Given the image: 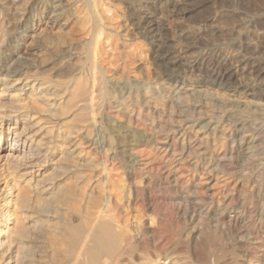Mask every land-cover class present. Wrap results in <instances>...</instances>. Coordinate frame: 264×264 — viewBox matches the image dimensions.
<instances>
[{"label":"rangeland","instance_id":"obj_1","mask_svg":"<svg viewBox=\"0 0 264 264\" xmlns=\"http://www.w3.org/2000/svg\"><path fill=\"white\" fill-rule=\"evenodd\" d=\"M0 11V84H11L0 112L37 120L44 148L66 130L78 142L72 157L50 155L33 177L45 188L55 183L57 196L39 205L37 188L26 189L30 217L92 215L103 206L100 180L110 175L104 188L122 193H112L117 210L105 212L113 209L129 229L108 243L115 254L103 257L107 264H264V0H2ZM80 81L94 84L91 103L79 96L78 110L58 114ZM30 82L59 101L52 115L27 99ZM16 92L25 106L7 97ZM86 109L95 121L89 131L76 116L87 117ZM13 161H0V210L24 172ZM84 177L92 179L83 188ZM85 187L90 198L77 192ZM149 219L159 226L153 232L141 223ZM87 222L83 233L94 226ZM40 223L26 238L35 257L64 254L71 231ZM51 236H65L64 246H52Z\"/></svg>","mask_w":264,"mask_h":264},{"label":"bare ground","instance_id":"obj_2","mask_svg":"<svg viewBox=\"0 0 264 264\" xmlns=\"http://www.w3.org/2000/svg\"><path fill=\"white\" fill-rule=\"evenodd\" d=\"M2 1V0H1ZM0 1V2H1ZM4 10V9H3ZM1 12V11H0ZM2 21V20H1ZM6 36V35H5ZM1 38V37H0ZM5 38V37H4ZM1 40V39H0ZM2 43V42H1ZM10 45V44H9ZM1 46V45H0ZM1 68V67H0ZM20 71V70H19ZM23 71V70H21ZM26 71V70H25ZM10 73V72H9ZM8 73V74H9ZM28 73V72H27ZM67 73V72H65ZM61 74V73H60ZM35 75V74H34ZM33 75V76H34ZM65 75V74H64ZM68 75V74H67ZM4 76V74H3ZM32 76V75H31ZM16 77V76H15ZM23 77V76H22ZM29 77V78H28ZM27 78L30 79V76H28ZM25 78V79H27ZM43 78V76H42ZM83 78V76H82ZM94 79V77H92ZM23 79V78H22ZM24 79V80H25ZM27 79V80H28ZM56 79V77H55ZM59 79V78H58ZM100 79V78H99ZM2 82H1V90H0V98L2 96V92L3 91H7V90H10L9 89V85L10 82L6 79H1ZM17 80V79H16ZM23 80V81H24ZM86 80V78H85ZM84 80V81H85ZM95 80V79H94ZM38 81V80H37ZM48 81H51V79H48ZM47 81V82H48ZM53 81L55 80H52V83ZM60 81V80H59ZM65 81V80H64ZM70 81V80H69ZM83 81V80H82ZM82 81L80 82H76L77 83V87L76 86H73V91L71 93V96H70V100L64 104V106L62 107H59V110H60V113L58 114H63L62 116H64L65 113H67L66 109L67 107H75L76 110H78L76 104L74 102L77 103V98L79 96H82V98L84 97L85 99V102L86 104L88 103H91V100H92V96L95 95L96 93L94 92V94H92L93 90H94V84H90V89L86 86V85H82ZM83 81V82H84ZM92 81V79H91ZM103 81V80H102ZM45 82V81H43ZM99 82V81H98ZM51 83V84H52ZM55 84L57 82H54ZM53 83V84H54ZM66 83V82H65ZM81 83V85H80ZM92 83V82H91ZM28 83H24V85H27ZM31 84V82H30ZM70 84V82H69ZM83 84H89V82L87 83H83ZM103 83H101V86H102ZM68 83L66 84V87H67ZM104 85V84H103ZM29 86V85H28ZM44 86H46L44 84ZM42 87V86H41ZM40 86L38 87L37 85H34V84H31L30 85V88H29V92L25 95L29 96L27 99H32V100H35V101H39V103H43V105L41 106H45L44 108V111H49V113L52 115V109L54 107H56V104L57 102L59 101H50L49 99L47 98H44L45 96L48 97L47 95V92L45 91V89L41 88ZM54 87V86H53ZM56 87V86H55ZM100 87V86H99ZM19 88V87H18ZM51 89V88H50ZM49 89V90H50ZM53 89V88H52ZM56 89V88H55ZM72 89V87H71ZM99 89V88H97ZM102 89V87L100 88ZM21 90H23V88H21ZM52 91V90H50ZM69 91V90H68ZM96 91V90H95ZM101 91V90H100ZM19 92V91H18ZM53 92V91H52ZM50 92V93H52ZM57 92V91H56ZM102 92V91H101ZM107 92V91H106ZM100 93V92H99ZM49 94V93H48ZM53 94H55V91L53 92ZM52 94V95H53ZM91 94V95H90ZM19 95L17 92L16 93H10L7 97H9L12 101H14L12 104H18V108H20V99H19ZM50 95V94H49ZM57 95V94H56ZM55 95V96H56ZM60 95V94H59ZM23 96V95H22ZM58 96V95H57ZM56 96V97H57ZM55 97V98H56ZM64 97V96H63ZM49 98V97H48ZM65 98V97H64ZM81 98V100H82ZM57 99V98H56ZM61 99V98H58V100ZM66 99V98H65ZM80 99V98H78ZM83 99V101H84ZM22 100V99H21ZM80 100V101H81ZM62 101V100H61ZM82 101V102H83ZM90 101V102H89ZM1 102V101H0ZM3 102V101H2ZM20 102V104H19ZM29 102V101H28ZM66 102V101H65ZM1 104V103H0ZM21 105H24V104H21ZM66 105V106H65ZM17 106V105H16ZM25 106V105H24ZM82 106V105H81ZM23 107V106H22ZM39 107V106H38ZM72 107V108H73ZM91 107V106H90ZM36 108V107H34ZM33 108V109H34ZM58 108V107H57ZM82 108V107H81ZM68 110V109H67ZM73 110V109H71ZM75 110V109H74ZM81 110V109H80ZM79 110V111H80ZM91 110V108H90ZM89 110V111H90ZM55 111V110H54ZM78 111V112H79ZM83 111V110H81ZM87 111V109L85 110V112ZM93 111V110H92ZM86 112L87 114V117L84 116L85 113L82 114V119H79L80 115L78 116V114L76 115L75 113H73L72 115H74V117L78 118L77 121H80L82 123H84L81 126H78V127H83L81 129H85L86 131L88 130L89 128V125H91V123L93 124V122L95 123V121H93V113L91 114V112ZM74 112V111H73ZM76 112V111H75ZM56 113V112H54ZM82 113V112H81ZM14 113H11V112H7V113H3L2 111L0 112V161L3 160L4 162L6 161H11L14 159L15 163H16V167L20 168V170H23L24 172H20V174H18L16 176V179L15 180V185L17 186V189H15L16 191H14V193L12 191H10L9 193H7L4 197H3V200H4V209L3 210H0V264H58V262H66L69 257H66L67 254H72V252H76V257H75V261L73 260L71 264H107V261L106 259H104L103 257L106 255L109 254V252L111 251L112 248H110L111 245H114L115 242L113 239L116 240L117 237H115V234H117L118 232L117 231H120V227H123L124 229L123 230H127L129 229V226L128 228L126 229L125 227L127 226L128 224V221L127 219H121V218H118L115 213L113 212L114 210L113 209H110L109 211L111 213L107 214L105 212L106 209H104L105 205L106 207H110L112 206V208H115V210H117V203L115 204V200H114V197H113V191L111 193V190H113L114 188L110 187L111 189H109L108 191V187L107 188H104V184H106L108 182V176H105L104 178H102L100 180V184L102 185L101 189L100 190L101 192L103 191V195L102 196V201H103V206L100 207L97 211L95 210V212H91L90 211V214L92 213V215H89V216H85L84 219L80 218V220H73V219H70L68 221H61V216H60V219L56 218L53 219V217L51 218H43V216H41L43 219H41V217L38 215L37 217H30V215H28L29 213H27V208H28V204H30L28 202V195L29 194H26V189H29L30 187H36L37 189H34L37 191V195L36 193H34V195L37 196L38 200H39V205L43 202H47V201H50L54 198H56L57 196V192H55V189L57 187H54L53 185L51 186H48V187H44V183L43 185H41L40 183V186H39V183L40 182L39 180L35 183H33L32 179H34L33 177L37 176L38 174H40V172L43 170L44 168V164L45 162H47V160H49V156L50 155H61L62 157L65 156L64 158H67V157H72L73 155V152L76 150V145L78 142L75 141L74 137L72 136V133L69 131V130H66L65 132H63V134L61 135H56L55 136L57 137V139H55V143L54 141L49 143L48 142L46 143V147L44 148L42 146V143L44 142H40L39 139H37V133L39 132V130L36 127V124L38 123L37 120L36 121H33V119H30V117L28 115H21L20 117L18 115H12ZM16 114V112H15ZM85 114V115H86ZM49 115V114H48ZM76 115V116H75ZM61 116V115H60ZM52 118V116H50ZM73 118V117H72ZM74 118V119H75ZM76 118V119H77ZM37 119V118H36ZM75 119V120H76ZM96 120V119H94ZM39 121V120H38ZM57 121V120H56ZM75 121V122H77ZM49 122V121H48ZM58 122V121H57ZM74 122V121H73ZM76 124V123H75ZM74 126H77V125H74ZM94 126V125H93ZM66 127V126H65ZM37 129L36 131L34 129ZM76 128V127H75ZM45 129V128H44ZM47 129V128H46ZM78 129V128H77ZM56 130V129H55ZM79 130V129H78ZM90 130V129H89ZM88 130V131H89ZM44 131V130H43ZM52 132L50 129L48 130V132L46 133L44 131V134H47L48 133ZM82 131V130H81ZM93 131V130H91ZM75 132V131H74ZM203 132V131H202ZM49 133V134H50ZM53 133V132H52ZM54 133H56L54 131ZM78 133V132H77ZM87 133V132H86ZM91 135V134H90ZM75 136V135H74ZM43 137V136H42ZM54 138V137H53ZM48 139V138H47ZM52 139V138H51ZM51 144V145H50ZM87 144V143H86ZM83 145V144H82ZM78 149V148H77ZM77 151V150H76ZM165 151V150H164ZM76 153V152H75ZM74 153V154H75ZM79 153V151H78ZM77 154V153H76ZM75 154V155H76ZM60 156V158H62ZM76 157V156H75ZM135 157V156H134ZM74 160V157L72 158ZM51 160V158H50ZM69 160V159H68ZM13 161V162H14ZM137 161V160H136ZM64 162V161H63ZM41 163V166H37V164ZM7 164V162H6ZM7 165H10L7 164ZM19 170V171H20ZM53 170V168H52ZM17 172V171H16ZM54 172V171H52ZM80 172V171H78ZM77 172V173H78ZM83 172V171H82ZM28 174L27 175H25ZM106 174V173H105ZM131 175V174H130ZM13 176V175H12ZM58 176V175H57ZM84 176V175H83ZM42 177V176H41ZM85 178V177H84ZM53 179V178H52ZM51 179V180H52ZM90 179L92 178H85V183L83 182V184L81 183L80 181V184L82 185V187L84 188V185L85 186H88V182L90 181ZM95 179V178H94ZM110 179V178H109ZM71 180V178H70ZM82 180V179H81ZM94 181V180H93ZM113 181V180H111ZM117 181V180H116ZM98 182V180H97ZM48 183V182H47ZM52 183V182H51ZM50 183V184H51ZM58 183V181H57ZM70 183V181H69ZM113 183V182H112ZM118 183V182H117ZM94 184V182H93ZM99 184V185H100ZM115 184V183H113ZM147 184V183H146ZM173 184V183H172ZM48 185V184H46ZM79 185V184H77ZM81 185H79L78 188H81ZM39 186V187H37ZM110 186V184H109ZM112 186V185H111ZM118 186V185H117ZM32 187V188H33ZM73 187V185H72ZM90 187H93V185ZM88 188L85 187V189H77V192H79L81 195H86L88 198L91 197V194L92 192L90 191L91 188ZM116 187V186H115ZM130 187V186H129ZM74 188V187H73ZM120 188V187H119ZM196 188V187H195ZM65 187L63 186V188H59L58 186V194L60 192V196L61 195H65V193H63V191H65ZM130 189V188H129ZM10 190V189H9ZM31 190V189H30ZM92 190H94L92 188ZM139 190V189H138ZM29 191V190H28ZM34 191V192H36ZM67 191V189H66ZM7 192V191H6ZM29 193V192H28ZM120 193V192H119ZM117 193V194H119ZM122 193V192H121ZM120 193V194H121ZM75 194V193H74ZM101 194V193H100ZM116 194V193H115ZM114 194V196H116ZM119 194V195H120ZM76 195V194H75ZM78 195V194H77ZM125 195V194H123ZM122 195V196H123ZM118 196V195H117ZM121 196V195H120ZM64 197V200L66 199V195L63 196ZM83 197V196H81ZM119 197V196H118ZM32 200H33V197H31ZM37 198H34V199H37ZM61 198V197H60ZM30 199V197H29ZM56 200V199H54ZM63 200V198H62ZM95 199L93 198V201ZM194 200V199H193ZM84 202V201H83ZM99 202V201H98ZM144 202V201H143ZM51 203V201H50ZM57 203V201H56ZM59 203V202H58ZM63 203V202H62ZM74 203V202H73ZM119 203V202H118ZM100 204V203H99ZM124 204V203H123ZM126 204V203H125ZM31 205V204H30ZM41 205H44L41 204ZM51 206V204H49ZM61 206V204H59ZM75 205V204H74ZM79 205V204H78ZM226 205V204H225ZM48 206V205H47ZM54 206V205H52ZM92 206V205H91ZM97 206V205H96ZM114 206V207H113ZM119 206V204H118ZM75 207V206H74ZM87 207V206H86ZM1 208V207H0ZM111 208V207H110ZM146 208V207H145ZM195 208V207H194ZM229 208V207H228ZM82 209V208H81ZM120 209V207H119ZM221 209V207H220ZM8 210V211H7ZM72 210V209H71ZM75 211V209H74ZM82 211V210H81ZM79 211V212H81ZM88 211V209H86V212ZM85 212V213H86ZM108 212V211H107ZM119 212V210L117 211ZM116 212V213H117ZM36 213V212H34ZM38 213V212H37ZM52 213V212H50ZM49 213V214H50ZM62 213V212H61ZM70 213V212H69ZM89 213V211H88ZM87 213V214H88ZM156 213V212H155ZM205 213V212H204ZM53 214V213H52ZM67 214V213H66ZM74 214V213H73ZM80 214V213H79ZM82 214V213H81ZM128 214V212H127ZM45 215V213H44ZM53 215H58V214H53ZM60 215V214H59ZM118 215V214H117ZM67 216V215H66ZM70 216V215H69ZM119 216V215H118ZM122 216V215H121ZM140 216V215H139ZM48 217V216H46ZM125 217V216H124ZM138 218V217H137ZM155 218V217H154ZM50 221L52 222L54 225H64L65 228L69 231H71L69 233V237H70V243L72 244H76L77 240L80 239L79 237H81L80 235H82V239H80V241H78V247L77 249L74 251V249H72V244L69 245L68 247L65 248V246H67L65 244L64 245H60V244H63L61 243L62 240H64L66 237L64 236V239H60L61 241H59L57 243V240L58 238L56 236H51V239L49 241L52 243V246H54L53 242L54 243H57V245H59L60 247H63L64 246V249L62 250L64 254H60L58 253V250L56 252H53L51 253L50 255L46 256L44 254L43 258L42 257H35L36 254H33L32 253V249L36 248V247H33L30 246L27 241L26 238H29L28 237V234H30L29 230L32 228H36L37 227V224H39L40 222L43 223V221ZM58 219V220H57ZM200 219V218H199ZM222 219V218H221ZM52 220V221H51ZM91 222L93 223V227H90V228H87L84 233L81 232L78 228L81 226V222H85L83 224V226L85 225L86 227L89 226V225H86L88 222ZM132 221V220H131ZM87 222V223H86ZM40 223V224H41ZM142 223V226H145V229H146V232L148 230L152 231V230H155L156 229V225H157V221L153 220V219H149V220H145V222H141ZM140 223V224H141ZM139 225V224H138ZM119 227L118 230L115 229V227ZM136 226V225H135ZM158 226V225H157ZM38 227H40L38 225ZM37 227V228H38ZM114 227V228H113ZM159 227V226H158ZM51 227H49L50 229ZM140 228V227H139ZM39 229V228H38ZM37 229V231H38ZM58 229L56 226H55V230ZM60 229V228H59ZM58 229V230H59ZM83 229V227H82ZM144 229V228H143ZM158 229V228H157ZM40 230V229H39ZM41 230L43 231L42 227H41ZM45 231H47V229H44ZM64 229H62L63 231ZM133 230V229H132ZM136 230V229H135ZM165 230V229H164ZM49 231V230H48ZM60 231V230H59ZM131 231V230H129ZM145 231V230H143ZM39 232V231H38ZM51 232H52V229H51ZM57 232V231H55ZM125 232V231H124ZM135 232V231H134ZM153 232V231H152ZM28 233V234H27ZM46 233V232H44ZM59 233V232H58ZM67 233V234H68ZM162 233H163V230H162ZM36 234V233H34ZM39 234V233H38ZM34 236V240H36L37 236ZM41 234V232H40ZM61 234V233H59ZM129 234V233H128ZM156 234V233H155ZM166 234V233H165ZM42 235V234H41ZM40 235V236H41ZM47 235V234H46ZM168 235V234H167ZM43 236V235H42ZM41 236V237H42ZM63 236V235H62ZM117 236V235H116ZM120 236V235H119ZM118 236V237H119ZM122 236V234H121ZM32 237V236H31ZM113 237V238H112ZM125 237V236H124ZM142 237V235H141ZM145 237V234L144 236ZM166 237V236H165ZM60 238V237H59ZM63 238V237H61ZM112 238V241L110 240ZM122 238V237H121ZM120 238V240H121ZM130 238V237H129ZM31 239V238H30ZM47 239V238H46ZM69 239V238H68ZM170 239V238H169ZM33 240V241H34ZM40 240V238H39ZM42 240V238H41ZM120 240L118 242H120ZM134 240V238H133ZM48 241V240H47ZM32 242V241H31ZM49 242V243H50ZM64 242V241H63ZM33 243V242H32ZM47 243V242H46ZM66 243L68 244V241H66ZM111 244L110 246L108 245ZM118 244V243H117ZM116 244V245H117ZM123 244V243H122ZM34 245V243L32 244ZM36 246V245H34ZM56 246V244H55ZM54 246V247H55ZM58 246V247H59ZM41 247V246H40ZM43 247V252H44V246L42 245ZM122 248V247H121ZM39 249V248H38ZM37 249V250H38ZM50 251V250H49ZM52 251V250H51ZM114 251V250H112ZM35 252V251H34ZM40 252V251H39ZM61 252V251H60ZM116 252V251H115ZM45 253V252H44ZM111 253V252H110ZM48 254V253H46ZM66 254V255H65ZM115 254V253H113ZM113 254H109V255H113ZM5 256V257H4ZM71 256V255H70ZM115 256V255H114ZM110 257V256H109ZM49 259L48 261H42V259ZM103 258V259H102ZM46 259V260H47ZM108 259H111V258H108ZM112 260V259H111ZM106 261V262H105ZM110 261V260H109ZM115 261V260H114ZM69 262V261H68ZM116 262V261H115ZM115 262L112 263V261L108 264H114ZM68 264V263H67Z\"/></svg>","mask_w":264,"mask_h":264}]
</instances>
